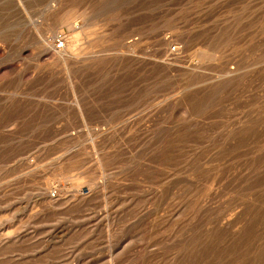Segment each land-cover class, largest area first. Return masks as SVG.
<instances>
[{
	"label": "rangeland",
	"instance_id": "1",
	"mask_svg": "<svg viewBox=\"0 0 264 264\" xmlns=\"http://www.w3.org/2000/svg\"><path fill=\"white\" fill-rule=\"evenodd\" d=\"M0 264H264V0H0Z\"/></svg>",
	"mask_w": 264,
	"mask_h": 264
},
{
	"label": "built area",
	"instance_id": "2",
	"mask_svg": "<svg viewBox=\"0 0 264 264\" xmlns=\"http://www.w3.org/2000/svg\"><path fill=\"white\" fill-rule=\"evenodd\" d=\"M63 47H64V40L63 38L60 37L59 41L57 42V48L62 49Z\"/></svg>",
	"mask_w": 264,
	"mask_h": 264
},
{
	"label": "bare ground",
	"instance_id": "3",
	"mask_svg": "<svg viewBox=\"0 0 264 264\" xmlns=\"http://www.w3.org/2000/svg\"><path fill=\"white\" fill-rule=\"evenodd\" d=\"M56 49H58V50H62V49H59V48H57V47H56ZM62 54H63V53H62ZM61 56H62V55H61Z\"/></svg>",
	"mask_w": 264,
	"mask_h": 264
}]
</instances>
